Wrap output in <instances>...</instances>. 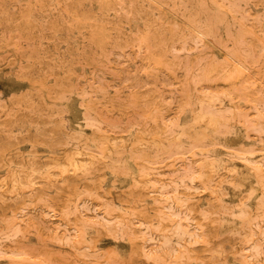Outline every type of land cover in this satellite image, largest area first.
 Returning a JSON list of instances; mask_svg holds the SVG:
<instances>
[{"label": "rangeland", "instance_id": "374dc122", "mask_svg": "<svg viewBox=\"0 0 264 264\" xmlns=\"http://www.w3.org/2000/svg\"><path fill=\"white\" fill-rule=\"evenodd\" d=\"M0 264H264V0H0Z\"/></svg>", "mask_w": 264, "mask_h": 264}]
</instances>
